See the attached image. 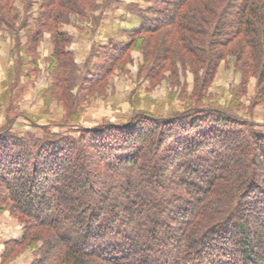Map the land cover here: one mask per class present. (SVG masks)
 Returning <instances> with one entry per match:
<instances>
[{
    "label": "trees",
    "instance_id": "trees-1",
    "mask_svg": "<svg viewBox=\"0 0 264 264\" xmlns=\"http://www.w3.org/2000/svg\"><path fill=\"white\" fill-rule=\"evenodd\" d=\"M149 1L159 7L137 10L140 24L121 32L129 41L110 38L86 78L66 75L75 66L71 38L56 28L57 87L66 76L80 88V80L99 83L138 38L167 32L152 56L159 67L172 49L200 57L203 89L237 47L245 66L258 70L264 97V0ZM73 2L44 0L36 42L68 18L62 9ZM1 7L0 24L12 27ZM72 126L78 136L0 130V209L23 220L2 262L42 239L31 264H264V132L253 124L195 106L162 118L138 114L126 124Z\"/></svg>",
    "mask_w": 264,
    "mask_h": 264
},
{
    "label": "rangeland",
    "instance_id": "rangeland-1",
    "mask_svg": "<svg viewBox=\"0 0 264 264\" xmlns=\"http://www.w3.org/2000/svg\"><path fill=\"white\" fill-rule=\"evenodd\" d=\"M43 2L0 0L4 6L1 10L12 23V27L0 24V130L12 127L21 135L35 137H43L46 131L78 136L80 127L72 125L92 128L126 124L138 114L162 118L200 106L229 112L264 132V97L258 96L262 87L258 70L245 66V57L237 56V47L226 54L214 79L203 89L206 64L200 57L180 51L181 56L172 49L163 67L152 59L160 54L159 42L168 37L167 32L138 38L99 83L90 86L80 80V88L77 80L68 83L66 76L65 87H57L60 82L56 79L58 63L55 65L52 38L56 28L71 38L66 48L72 52L75 66L66 75L76 72L86 78L103 61L102 46L109 44L110 38L129 41L121 32L140 24L137 10L159 6L149 0H74L72 8L62 9L68 18H62L53 29H45L36 42L34 30ZM9 117L14 118V124L7 123ZM68 121L73 123L65 125ZM22 233L23 220L9 206L0 209V264H31L39 256L42 239L16 247V252L2 262L5 242L20 238Z\"/></svg>",
    "mask_w": 264,
    "mask_h": 264
}]
</instances>
